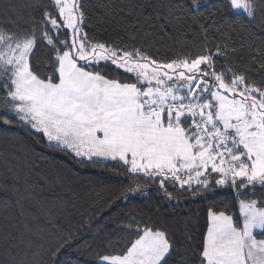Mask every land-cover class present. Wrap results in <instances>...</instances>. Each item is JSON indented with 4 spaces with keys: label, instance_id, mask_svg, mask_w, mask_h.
Masks as SVG:
<instances>
[{
    "label": "snow or ice",
    "instance_id": "6c2138e0",
    "mask_svg": "<svg viewBox=\"0 0 264 264\" xmlns=\"http://www.w3.org/2000/svg\"><path fill=\"white\" fill-rule=\"evenodd\" d=\"M191 4L188 15L170 11L166 21L190 20L205 43L170 60L136 47L134 32L128 44L90 38L85 0H27L29 17L39 15L29 27L0 18V125L42 136L73 159L120 165L130 186L108 207L148 196L141 181L169 205L183 192L236 194L238 212L209 207L196 234L187 222L174 230L162 216L130 210L115 226L125 235L103 245L93 264H264V0L204 5L206 15L199 0ZM139 23L137 15L131 27ZM5 167L11 184L0 191L11 198L0 201V264H60L72 235L53 234L47 250L36 242L26 218L39 199L30 174Z\"/></svg>",
    "mask_w": 264,
    "mask_h": 264
},
{
    "label": "trees",
    "instance_id": "16d2710c",
    "mask_svg": "<svg viewBox=\"0 0 264 264\" xmlns=\"http://www.w3.org/2000/svg\"><path fill=\"white\" fill-rule=\"evenodd\" d=\"M26 3L27 0H0V18H17L22 27L36 23L39 15L34 13L35 18H30ZM222 3L224 0H199L200 11L206 15L209 9L204 5L219 7ZM85 5L90 17V27L85 30L94 40H121L128 44V33L134 32L136 47L164 60L189 52L198 53L205 43L200 28L189 27L190 20L187 23L166 21L170 11L176 15H188L193 7L191 0H85ZM102 5H110L112 11L109 13ZM129 9H134L131 14ZM137 15L140 23L133 28L131 25ZM223 15L229 20L236 19L233 11H225ZM213 36L215 33L210 31V45L215 42ZM235 38L239 41V37ZM40 55L37 53L38 57ZM235 59L239 61L240 55ZM247 63L249 60L245 56L240 68ZM107 72L109 77L117 74L111 68ZM119 75L122 80L126 78L122 72ZM249 75L260 79L259 75ZM5 164L21 175L30 174L29 184L39 199L35 207L26 205V218L32 229L40 233L34 237L36 242L42 243L47 250L53 234L72 235L73 239L59 253L60 264H93L97 252L104 254L107 251L103 245L125 235L115 226L126 222L125 213L130 210L147 212L154 218L162 216L174 230L182 229L187 222L194 234L197 230L202 232L206 226L209 207L215 206L216 210L227 207L230 214L238 212L236 194L229 187L195 196L183 192L178 201L169 205L148 181H141L147 184L148 196L135 195L128 202L118 201L108 207L124 188L130 186L123 173L116 171L120 165L73 159L58 149L47 147L42 136H33L16 126L5 129L0 125V183L10 185ZM256 191L259 194V187ZM10 198L0 191V201ZM87 221H91L90 228L84 227Z\"/></svg>",
    "mask_w": 264,
    "mask_h": 264
},
{
    "label": "rangeland",
    "instance_id": "374dc122",
    "mask_svg": "<svg viewBox=\"0 0 264 264\" xmlns=\"http://www.w3.org/2000/svg\"><path fill=\"white\" fill-rule=\"evenodd\" d=\"M258 231V230H257Z\"/></svg>",
    "mask_w": 264,
    "mask_h": 264
}]
</instances>
